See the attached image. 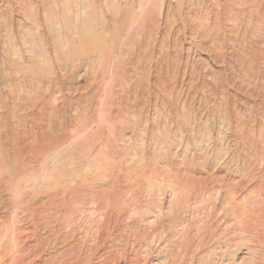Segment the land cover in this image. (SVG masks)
Returning <instances> with one entry per match:
<instances>
[{"label":"rangeland","instance_id":"374dc122","mask_svg":"<svg viewBox=\"0 0 264 264\" xmlns=\"http://www.w3.org/2000/svg\"><path fill=\"white\" fill-rule=\"evenodd\" d=\"M0 264H264V0H0Z\"/></svg>","mask_w":264,"mask_h":264},{"label":"bare ground","instance_id":"6f19581e","mask_svg":"<svg viewBox=\"0 0 264 264\" xmlns=\"http://www.w3.org/2000/svg\"><path fill=\"white\" fill-rule=\"evenodd\" d=\"M80 38H81V36H80ZM78 39H79V38H78ZM96 39H97V38H96ZM96 39H95V40H96ZM95 40H94V41H95ZM80 41L83 42V43H85L87 46H89V41H90V40H89V37H88V38H84V37H82V38L80 39ZM85 47H86V46H85ZM229 202H231V201H229Z\"/></svg>","mask_w":264,"mask_h":264}]
</instances>
